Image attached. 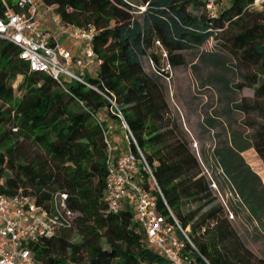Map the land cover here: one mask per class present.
I'll return each mask as SVG.
<instances>
[{"label": "trees", "instance_id": "trees-1", "mask_svg": "<svg viewBox=\"0 0 264 264\" xmlns=\"http://www.w3.org/2000/svg\"><path fill=\"white\" fill-rule=\"evenodd\" d=\"M41 1L53 6L64 23L94 28L97 73L86 76L89 88L74 82L61 89L47 75L30 71L18 58L17 48L0 39V193L23 190L43 203L64 192L69 209L80 214L71 230L30 244L35 260L39 264H169L143 242L130 209L105 213L107 144L98 112L110 111L111 100L154 176L156 185L144 175V188L156 197L159 212L172 221L169 209L186 231L196 249L189 253L193 262L205 264L204 258L208 264H264L244 246L220 207L199 214L212 201L209 185L186 143L172 138L163 88L142 65L147 57L160 72L157 48L164 51L169 67L184 65L182 51L229 33L231 51L250 74L234 87L226 81L223 86L253 91L252 104L244 98L231 108L244 114L256 112L264 120V4L262 12H255L251 10L255 0H228V6L210 17L201 0ZM3 11L0 0V18ZM17 78L19 97L12 87ZM252 138L251 148L264 165V126ZM128 147L135 150L130 138ZM245 150L226 148L223 158L218 155L219 164L241 202L260 215L264 186L240 156ZM187 201L197 204L196 210L184 212ZM68 231H75L79 242L71 243Z\"/></svg>", "mask_w": 264, "mask_h": 264}, {"label": "built area", "instance_id": "built-area-1", "mask_svg": "<svg viewBox=\"0 0 264 264\" xmlns=\"http://www.w3.org/2000/svg\"><path fill=\"white\" fill-rule=\"evenodd\" d=\"M12 1L11 5L7 0H1L4 11L0 18V39L17 48L18 58L28 65L30 71L47 75L61 89L66 90L67 85L74 82L91 87L86 76H90V63L96 60L92 49L94 28L64 23L53 6L45 5L41 0L39 4L32 0ZM201 1L210 17L217 15L219 0ZM259 2L264 3V0H255V3ZM62 39L65 42H60ZM66 44L75 45L80 56L73 55ZM156 45L160 46L159 42ZM109 101L110 113L120 121L135 150L128 147L115 155L104 130L107 144L105 213L118 214L130 209L142 240L150 250L169 264H196L189 255L196 249L186 231L164 199L172 221L159 212L156 197L144 188V175L156 185L152 171L118 106ZM159 195L162 197L160 192ZM78 217L79 213L69 209L68 195L64 192L52 194L43 203L23 190L12 195L0 193V264H39L32 255L30 244L71 230ZM202 260L208 264L204 258Z\"/></svg>", "mask_w": 264, "mask_h": 264}, {"label": "rangeland", "instance_id": "rangeland-1", "mask_svg": "<svg viewBox=\"0 0 264 264\" xmlns=\"http://www.w3.org/2000/svg\"><path fill=\"white\" fill-rule=\"evenodd\" d=\"M32 1L36 4L40 2ZM228 4V0H219V7L224 8ZM263 4L254 2L251 10L262 12ZM262 18L264 19V12ZM228 35L229 33L223 34L219 40L210 38L200 48L182 51L184 65L169 67L164 51L160 48L155 49L160 59L159 73L147 57L142 58V65L147 74L158 78L163 88L168 106L166 114L172 119V122L168 123L172 138H179L186 143L189 152L198 162L201 175L209 185L212 201L203 207L199 214L212 207H220L222 216L224 213L244 246L257 258L264 259V213L258 215L249 211V207L241 202L219 164V157L223 158L226 148H234L236 151L246 148L240 156L260 177L264 186V165L251 148L253 134L260 126H264V120L256 112L244 114L231 108L232 104L241 102L244 98L247 104H252L253 91L250 88H232L243 82L242 76L250 74V69H247L231 51L227 42ZM66 45L73 55L80 56L75 45ZM88 73L90 76L97 73L96 60L90 63ZM223 81L232 87H224ZM19 83L20 78H17L12 84L16 97L20 96V92L16 90ZM98 117L102 121L112 119L109 124L112 123L117 128L115 133L107 137L115 154L127 150L126 133L120 128L117 120L113 119L110 111L105 108L99 110ZM210 119L213 120L211 125L208 123ZM185 203L182 208L184 212L196 210L197 204L193 201ZM66 233L71 243L79 242L80 238L75 231ZM226 246L229 247L230 244L227 243Z\"/></svg>", "mask_w": 264, "mask_h": 264}, {"label": "crops", "instance_id": "crops-1", "mask_svg": "<svg viewBox=\"0 0 264 264\" xmlns=\"http://www.w3.org/2000/svg\"><path fill=\"white\" fill-rule=\"evenodd\" d=\"M99 118V117H98ZM100 119V118H99ZM114 119V118H113ZM101 120V119H100ZM112 120V119H111ZM110 119L109 120H101V122H103L104 123V125H105V128H106V131H107V133H108V135L110 136V134H113V133H115L116 131H117V128H115V126L114 125H112V123H110L109 124V121H111ZM115 120H117V119H115ZM119 125H120V123L118 122V121H116ZM111 127V128H110ZM120 128H121V126H120Z\"/></svg>", "mask_w": 264, "mask_h": 264}]
</instances>
